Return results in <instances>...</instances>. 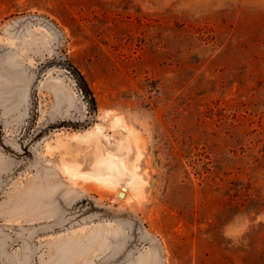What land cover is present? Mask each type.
<instances>
[{"label":"rangeland","instance_id":"obj_1","mask_svg":"<svg viewBox=\"0 0 264 264\" xmlns=\"http://www.w3.org/2000/svg\"><path fill=\"white\" fill-rule=\"evenodd\" d=\"M0 144V237L34 264H264V0H0ZM109 149L127 199L64 170Z\"/></svg>","mask_w":264,"mask_h":264},{"label":"bare ground","instance_id":"obj_2","mask_svg":"<svg viewBox=\"0 0 264 264\" xmlns=\"http://www.w3.org/2000/svg\"><path fill=\"white\" fill-rule=\"evenodd\" d=\"M124 121L125 120H123V118L121 116H119V115L114 116L113 123L116 125H121L122 126L121 128L126 129L130 134H132L133 133V130L131 129L132 127L125 124ZM92 131H93V133H91V131H90V133H88V132H84L82 134L75 133L72 135V138L73 139H80V138H83V139L88 138L89 139V138H92L91 136H93L94 134L99 135V133L102 132V128L97 125L94 128V130H92ZM129 133H128V135H129ZM98 138H99V136H98ZM130 139L123 136L121 141H118L119 143L117 144L116 147H119V149H121L124 146L128 147L130 145L131 141H133V140L130 141ZM95 146L97 148H101V142L97 141L95 143ZM125 149L126 148H124V150ZM128 151H129V149H128ZM118 159H121L120 153L119 154L117 152L115 153L109 149L108 151L105 152V157L100 158L97 162L94 163V166L97 169L96 173H90V172L81 173V171L79 172L78 169H76V166L68 165V164L64 165V170L67 173L72 174L73 176H78L80 174V175H84V176H87L89 178H92L96 181H99L100 183H106L108 185L117 186L120 198L121 199H127V198H129L128 192L131 189H134V187H136V183H137L135 181V179H136L135 178V173H136L135 168L136 167L131 164V167L128 169V167L121 160H118ZM126 173H128L130 177L128 178V180L127 179L122 180V176Z\"/></svg>","mask_w":264,"mask_h":264},{"label":"crops","instance_id":"obj_3","mask_svg":"<svg viewBox=\"0 0 264 264\" xmlns=\"http://www.w3.org/2000/svg\"><path fill=\"white\" fill-rule=\"evenodd\" d=\"M30 230L27 229L26 232H29ZM9 235H5L3 237H0V264H29V256H30V244L29 241L24 240H18V241H11L15 238ZM18 237V236H16ZM22 237V236H20ZM25 238V237H24ZM31 242V241H30ZM32 243V242H31ZM21 248L20 251H17V253L14 251L16 248ZM33 252H34V246L32 244V262L31 264H34L33 262Z\"/></svg>","mask_w":264,"mask_h":264},{"label":"water","instance_id":"obj_4","mask_svg":"<svg viewBox=\"0 0 264 264\" xmlns=\"http://www.w3.org/2000/svg\"><path fill=\"white\" fill-rule=\"evenodd\" d=\"M49 64H53V65H59L62 66L64 68L67 69V71L74 77L80 92L84 95L85 99H86V103L88 104L90 102V92L88 90V87L86 86V83L82 77V75L79 73V71L73 67L69 61H67L66 59H62V58H56L52 61L49 62ZM34 115H35V106L31 105L30 107V115H29V123L28 126L32 125L33 123V119H34ZM4 149L8 150L9 152H12V149H10L9 147H7L4 144H0ZM11 176V173H7L5 174L1 179H0V184L4 181H6L9 177ZM28 240L27 238L24 237H15L11 243L13 241H18V240ZM29 241V240H28ZM30 244V256H29V264H31L32 262V243L29 241Z\"/></svg>","mask_w":264,"mask_h":264},{"label":"trees","instance_id":"obj_5","mask_svg":"<svg viewBox=\"0 0 264 264\" xmlns=\"http://www.w3.org/2000/svg\"><path fill=\"white\" fill-rule=\"evenodd\" d=\"M87 86V85H86ZM89 90V89H88ZM90 92V91H89ZM88 107L92 110V112H95V103H94V98L90 93V102L87 104Z\"/></svg>","mask_w":264,"mask_h":264}]
</instances>
